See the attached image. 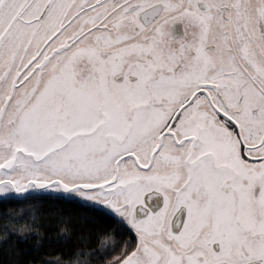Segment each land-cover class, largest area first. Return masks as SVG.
Instances as JSON below:
<instances>
[{"label":"snow or ice","instance_id":"obj_1","mask_svg":"<svg viewBox=\"0 0 264 264\" xmlns=\"http://www.w3.org/2000/svg\"><path fill=\"white\" fill-rule=\"evenodd\" d=\"M0 264H264V0H0Z\"/></svg>","mask_w":264,"mask_h":264}]
</instances>
